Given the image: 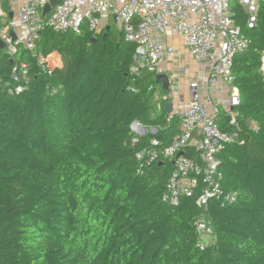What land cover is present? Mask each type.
I'll use <instances>...</instances> for the list:
<instances>
[{"label":"trees","instance_id":"1","mask_svg":"<svg viewBox=\"0 0 264 264\" xmlns=\"http://www.w3.org/2000/svg\"><path fill=\"white\" fill-rule=\"evenodd\" d=\"M232 10L243 28L235 0ZM107 27L93 41L85 25L80 34L45 28L36 53L59 55L51 75L18 49L15 61L28 65L30 82L14 97L0 89V264H264V7L245 33L248 48L232 60L240 98L234 124L222 111L216 118L243 144L218 154L223 190L236 199L208 202L214 243L203 251L194 227L198 194L181 195L174 207L162 202L167 161L137 174L136 154L153 138L168 145L179 124L167 120V99L150 116L162 84L154 74L131 73L136 46L113 23ZM11 70L0 51V87ZM47 85L57 88L55 96ZM133 122L156 133L138 137Z\"/></svg>","mask_w":264,"mask_h":264},{"label":"built area","instance_id":"2","mask_svg":"<svg viewBox=\"0 0 264 264\" xmlns=\"http://www.w3.org/2000/svg\"><path fill=\"white\" fill-rule=\"evenodd\" d=\"M232 1L59 0L47 15H43L50 0H0V51L12 63L9 81L2 83L0 89L11 97L27 90L30 82L28 65L15 61L19 48L36 59L40 72L51 75L55 66L51 59L55 53L47 57L36 53L45 28L80 34L85 25L94 39L112 22L124 42L136 46L131 67L133 75L141 72L157 75L167 56L177 54L166 43L167 33L182 39L187 55L201 70L188 81V99H178L167 115V120L177 119L179 134L164 147L157 139H151L149 146L135 157L139 175L155 162L171 164L172 172L161 198L163 203L174 207L181 195L193 197L198 194L195 205L200 214L194 227L200 251L214 243L213 230L205 215L208 202L215 200L221 205H231L236 199L234 194L223 190L218 154L227 145H242L243 142L238 141L236 134L221 131L216 118L222 111L230 117L227 122L234 124V109L240 104V98L233 86L232 60L248 48L250 40L245 33L256 27L259 9L264 7V0H235L244 15L243 30L234 21ZM10 33L14 34V39ZM259 72L264 82V50ZM215 89H223L225 96L217 103L210 98L205 103L203 93ZM45 90L49 96L57 94L54 86L47 85ZM130 91L134 92L133 89ZM207 104L211 105L210 109ZM249 127L257 130L254 123H249ZM130 130L138 137L146 135V130L149 134L156 133L155 128H146L136 122L131 124ZM186 149L193 150V158L184 155Z\"/></svg>","mask_w":264,"mask_h":264},{"label":"crops","instance_id":"3","mask_svg":"<svg viewBox=\"0 0 264 264\" xmlns=\"http://www.w3.org/2000/svg\"><path fill=\"white\" fill-rule=\"evenodd\" d=\"M166 43L169 47H172L177 54L167 56L159 67L157 74H165L171 83L169 85V90L166 93L162 88L155 91L153 97L154 107L150 112L151 117L155 115V112L156 114L160 112L161 102L165 97L167 99L166 104L170 103L172 106L178 99L186 101L189 97L187 88L188 81L201 70V67L187 55L183 41L178 35L168 32L166 35ZM51 60L55 66H60L61 61L58 54L55 53ZM180 69L182 70V73H178ZM224 96L225 93L223 89H215L209 93H203L202 95L205 103L209 98L212 99L214 103H217ZM207 108L210 109L211 105L207 104Z\"/></svg>","mask_w":264,"mask_h":264},{"label":"water","instance_id":"4","mask_svg":"<svg viewBox=\"0 0 264 264\" xmlns=\"http://www.w3.org/2000/svg\"><path fill=\"white\" fill-rule=\"evenodd\" d=\"M57 2H59V0H50L49 4L43 10V15H47L50 12L51 8L57 4ZM9 16L11 17L12 14L10 13ZM106 30H108V27L105 28V31ZM10 36L12 37V39L15 38L13 33H10ZM93 40H95V39H92V41ZM1 49H2V44L0 42V50ZM155 78L158 82H160L162 84L163 90H165V91L169 90L170 83H169L168 77L165 74H157ZM171 109H172V105L170 103L166 104V106L164 108V112H165L166 116L171 112ZM226 120L229 121L230 117L227 116ZM134 123L135 122H133L132 124H134Z\"/></svg>","mask_w":264,"mask_h":264},{"label":"rangeland","instance_id":"5","mask_svg":"<svg viewBox=\"0 0 264 264\" xmlns=\"http://www.w3.org/2000/svg\"><path fill=\"white\" fill-rule=\"evenodd\" d=\"M111 23H112V22H111ZM56 57H57V56H56ZM55 63H56V62H55ZM153 103H154V101H152V103H151V104H152V107H154ZM155 114H156V112H155ZM149 133H150V132L146 130L145 134L147 135V134H149Z\"/></svg>","mask_w":264,"mask_h":264}]
</instances>
